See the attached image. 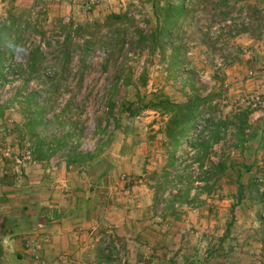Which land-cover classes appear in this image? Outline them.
Wrapping results in <instances>:
<instances>
[{"label":"rangeland","instance_id":"374dc122","mask_svg":"<svg viewBox=\"0 0 264 264\" xmlns=\"http://www.w3.org/2000/svg\"><path fill=\"white\" fill-rule=\"evenodd\" d=\"M220 1L207 2L205 7L197 5L194 16L184 23V34L180 32L176 40L188 52L189 70L184 71L172 65L170 46L162 56L158 51L150 55L151 39L139 48L134 45L133 37L138 31L149 35L156 24L152 0H0V22L30 21L32 26L17 50L19 70L0 87V103L6 104L0 118V159L16 168L35 160L32 152L29 160L18 164L5 156V149L10 147L13 156L19 157L32 150L33 140L24 125L28 104H22V96L40 91L37 100L42 103L48 98L46 88L59 84L52 99L54 106L46 113L47 120L59 122L50 128L41 125L40 130L47 129L49 135L58 136L69 133V147L96 153L84 172L91 182L98 181L101 204L106 207L112 201L114 212L121 208L139 222L146 218L139 227L150 225L154 230L138 250L128 249L132 258L126 264H264V195L260 182L264 178V117L251 122L247 133H252V138L243 147L236 148L230 136L214 146L210 160L224 159L227 169L218 180H211L212 188L204 190L188 145L177 153L178 173L186 177L167 182L172 181V176L166 175L164 127L168 116L152 109L130 115L123 109V105L127 108L139 97L150 100L153 93L183 101L192 82L205 92L216 93L222 117L247 109V97L257 89L252 79L264 76L263 48L258 42L264 39V0H228L215 8ZM220 11L229 12V18L217 16L213 22ZM110 13L131 16L128 24L131 34L135 33L125 39L122 50L117 46L114 52H110L109 31L104 27ZM228 19L232 23L227 24ZM216 25L220 26L217 37L213 33ZM71 30L75 48L66 68L63 48ZM91 32L97 36L91 55L85 57ZM37 47H41L44 57L39 67L42 77L34 74L25 84L31 75L25 57ZM217 61L224 66L218 68ZM229 71L239 72L240 78L232 80ZM143 75L146 85L141 83ZM262 88L259 89L264 95V80ZM20 92L22 95L17 96ZM110 104H114V112L109 115ZM52 157L45 163L66 161L61 151ZM239 182L244 185V197L237 203ZM113 215L108 214L111 220L105 219L101 237L109 251H114L113 239L121 220L119 213ZM109 232L111 239L107 243ZM158 238L164 242L160 255L149 249ZM111 254L114 256L109 264H125L127 254Z\"/></svg>","mask_w":264,"mask_h":264},{"label":"trees","instance_id":"16d2710c","mask_svg":"<svg viewBox=\"0 0 264 264\" xmlns=\"http://www.w3.org/2000/svg\"><path fill=\"white\" fill-rule=\"evenodd\" d=\"M152 2L157 16L156 24L152 27L149 35L138 31L136 36L133 37L134 45L139 48L148 39H151L148 47L150 55H154L158 51V54L162 56L165 55L167 47L170 46L172 65L184 71L189 70L187 49L186 47L184 48L185 45L183 44L177 45L176 40H178L180 32L184 34V23L190 20V16H194L196 6L203 4V7H205L208 5L206 4L207 2L212 3L213 0H165L163 4L159 0H152ZM227 2L228 0H222L215 8ZM229 15V12L220 11V15H215L216 18L213 22L218 20L217 16L227 19ZM130 17L127 13H110L106 16L104 27L109 31L108 44L111 47L110 52H114L117 46H120L119 49L122 50L125 46V39L130 35L134 36L135 33L131 34V25L128 24ZM80 30L81 28L76 30V32H80ZM31 31L30 21L20 23L9 19L0 22V87L7 82V78L12 73L19 70V63L15 61L17 50ZM71 32L72 30L67 35L65 47L63 48L66 68L72 59L73 49L75 48ZM96 36L94 32H91V39L87 41L85 46V57L91 55L92 43L95 42ZM43 59L41 47L32 50L30 55L25 57L31 74L25 80V84L31 81L34 74L37 77H42L39 67ZM83 61L85 62L86 58ZM141 83L143 85L147 83L144 75L141 76ZM58 85L53 83L48 89L46 88L48 98L42 103L37 100L40 91L32 90L22 96V104H28L29 112L26 113L28 117L24 125L28 128L33 140V147L31 146L33 158L36 161H47L57 151H61L64 153L67 164L88 166V162L95 158L96 153H84L76 146L69 147V133L58 136L49 135L47 129L40 130L41 125L50 128L52 125L55 127L59 122L57 120L52 122L46 119V113L54 106L52 99L56 91H59L60 85ZM16 95H22V93L20 92ZM215 98V92H205L202 87L192 82L189 84V91L185 93V100L183 101H174L164 93H153L148 101L139 97L137 102L129 103V107L125 108L123 105V109L127 110L130 115H135L145 109H152L168 116L164 127L167 137L166 146L168 148L166 175L172 176V181L168 179L167 182L173 183V180L177 177L179 180L186 177L184 173H178V160L180 157H177V153L184 145H188L193 151V163H197L200 171L197 177L198 181L204 182L201 188L204 190L212 188L211 185L213 183H211V180H218L227 169V163L224 159H219L217 162L210 160L214 146L225 141L230 136L233 138L234 146L240 148L252 138V133L248 134L247 131L252 127L250 117L254 110L247 107V109L239 111L232 117H222L218 114L220 113L219 104ZM107 108V114H113L114 104H110ZM5 109L6 104L0 103V118L4 116ZM207 164H209L208 167H206ZM174 171L176 173H173ZM243 188L244 185L239 182L237 203L244 197L242 194ZM262 194L264 195V192ZM259 219H262V215H260ZM231 222L233 221H230V224H232ZM230 224L228 225L229 227Z\"/></svg>","mask_w":264,"mask_h":264},{"label":"crops","instance_id":"0c3cea01","mask_svg":"<svg viewBox=\"0 0 264 264\" xmlns=\"http://www.w3.org/2000/svg\"><path fill=\"white\" fill-rule=\"evenodd\" d=\"M258 42L264 54V39ZM229 72L232 80L240 78L239 72ZM263 80L264 76L254 77L253 86L263 90ZM262 117L264 113L254 111L250 120L261 121ZM86 168L66 161L48 164L36 160L16 168L0 159V264H109L115 251L127 254L125 264L131 262L128 249L138 250L154 230L150 225L139 227L145 217L139 222L127 215L128 210L117 207L115 212L121 220L113 239L114 251L105 248L101 241L103 224L108 214L115 216V204H101L98 181L91 182ZM160 241L163 239L149 247L153 253L157 251L154 254H162L159 248L164 242Z\"/></svg>","mask_w":264,"mask_h":264},{"label":"built area","instance_id":"2783aa9c","mask_svg":"<svg viewBox=\"0 0 264 264\" xmlns=\"http://www.w3.org/2000/svg\"><path fill=\"white\" fill-rule=\"evenodd\" d=\"M227 24L232 23L231 19L226 20ZM213 33L215 34V36L217 37L220 34V26L216 25L213 27ZM217 32V33H216ZM248 53L252 54L251 51H248ZM218 63V68H221L224 66V63H222V61H217ZM251 75L254 74L253 71L250 72ZM262 91L257 88L255 89V91H253L250 95H248L247 100H246V105L248 108L253 109L254 111L257 112H262L264 113V95L261 93ZM5 156L10 157L11 159H14L18 164H23L25 163L27 160H29L32 156V150H27L23 156L19 157V156H13L11 148L10 147H6L5 149ZM260 182L263 185L262 188V192H264V178H260ZM111 239V234L110 232L107 235V240L106 242L108 243Z\"/></svg>","mask_w":264,"mask_h":264}]
</instances>
